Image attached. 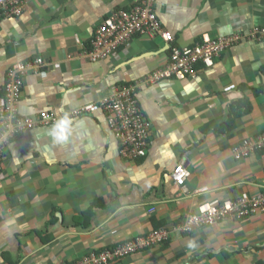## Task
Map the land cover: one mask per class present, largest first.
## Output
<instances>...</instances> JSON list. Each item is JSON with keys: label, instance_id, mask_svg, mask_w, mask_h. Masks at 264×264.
<instances>
[{"label": "crops", "instance_id": "obj_1", "mask_svg": "<svg viewBox=\"0 0 264 264\" xmlns=\"http://www.w3.org/2000/svg\"><path fill=\"white\" fill-rule=\"evenodd\" d=\"M140 1L28 0L21 16L0 18V108L10 70L42 57L44 69L22 77L21 115L61 116L140 84L136 98L153 123L149 151L135 161L103 110L71 116L64 143L53 141V124L19 129L0 175V264L72 263L158 227L173 231L167 243L112 264H264V212L175 229L205 204L264 193L262 153L234 154L264 132V41L242 40L181 79H154L170 54L161 36L92 59L97 28ZM156 9L179 46L264 28V0H157ZM181 163L191 172L183 187L172 179Z\"/></svg>", "mask_w": 264, "mask_h": 264}, {"label": "built area", "instance_id": "obj_2", "mask_svg": "<svg viewBox=\"0 0 264 264\" xmlns=\"http://www.w3.org/2000/svg\"><path fill=\"white\" fill-rule=\"evenodd\" d=\"M28 0H0V18L17 17L25 12ZM157 0H142L129 8L115 10L95 32L92 49L88 54L92 59L105 58L134 37L155 39L161 36L169 43L167 65L158 69L154 79L188 78L195 76L200 64L212 66L221 54L242 40L256 38L264 41V28L250 35L238 32L231 36L204 38L193 46L174 44V35L163 27L156 9ZM42 57L33 61L21 62L9 72L6 81L5 100L0 108V175L3 170L5 149L19 129H32L42 124H54L60 117L55 112L44 110L36 118L23 116L19 112L18 101L23 88V75L29 71L43 70ZM140 84L115 86L113 93L98 102L72 110L71 116L93 114L103 110L116 134L122 142L123 157L136 160L146 156L152 134V121L146 116L136 98ZM264 156V132L255 138L246 140L234 150L235 157L242 159L256 153ZM191 172L184 163L178 164L172 171V179L179 186H185ZM258 212H264V193L257 196L243 194L240 198L215 201L202 206L198 214H192L175 229L181 233L192 231L202 224H214L228 216L245 218ZM172 230L160 227L144 236L119 244L113 248L94 252L82 259L67 264H112L128 255L145 248L159 246L170 239Z\"/></svg>", "mask_w": 264, "mask_h": 264}, {"label": "clouds", "instance_id": "obj_3", "mask_svg": "<svg viewBox=\"0 0 264 264\" xmlns=\"http://www.w3.org/2000/svg\"><path fill=\"white\" fill-rule=\"evenodd\" d=\"M74 120L71 117V115L67 112L63 113L53 124L52 128H51V137L53 139V141L55 143H64L66 141L69 140V138L73 135L74 133ZM153 124V123H152ZM153 129V128H152ZM152 136V134H151ZM150 143H151V137H150ZM150 143H149V147H150ZM149 151V149H148ZM147 151V153H148ZM145 156L139 157L138 159H141ZM130 161H135V160H131L128 159ZM9 224H14L15 220H9L8 221ZM168 242V241H167ZM166 242V243H167ZM165 244V243H164ZM195 242H189V247L190 248H194Z\"/></svg>", "mask_w": 264, "mask_h": 264}, {"label": "trees", "instance_id": "obj_4", "mask_svg": "<svg viewBox=\"0 0 264 264\" xmlns=\"http://www.w3.org/2000/svg\"><path fill=\"white\" fill-rule=\"evenodd\" d=\"M142 1V0H141ZM140 1V2H141ZM248 106H247V111H251V107H249V103L247 102ZM236 125V117H232L224 126L225 131H231L234 126ZM81 223V222H80ZM85 225H89V224H85ZM159 228V227H158ZM157 229V228H156ZM113 248V247H111ZM73 263V262H72Z\"/></svg>", "mask_w": 264, "mask_h": 264}]
</instances>
